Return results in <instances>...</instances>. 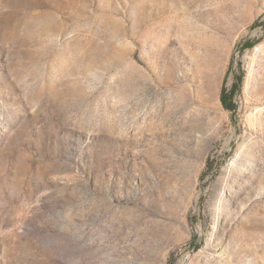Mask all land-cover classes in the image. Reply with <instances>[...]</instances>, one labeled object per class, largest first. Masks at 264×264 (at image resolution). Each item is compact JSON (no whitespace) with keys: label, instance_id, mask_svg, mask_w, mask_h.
<instances>
[{"label":"rangeland","instance_id":"1","mask_svg":"<svg viewBox=\"0 0 264 264\" xmlns=\"http://www.w3.org/2000/svg\"><path fill=\"white\" fill-rule=\"evenodd\" d=\"M263 21L0 0V264H264Z\"/></svg>","mask_w":264,"mask_h":264},{"label":"trees","instance_id":"2","mask_svg":"<svg viewBox=\"0 0 264 264\" xmlns=\"http://www.w3.org/2000/svg\"><path fill=\"white\" fill-rule=\"evenodd\" d=\"M263 25H264V21H263ZM239 75L241 76L242 74ZM239 75H234V80L232 81V83L228 88L222 86L220 90V96H219L220 102L225 109L230 111H233L235 109V104L233 103L232 96L240 91L241 77Z\"/></svg>","mask_w":264,"mask_h":264}]
</instances>
